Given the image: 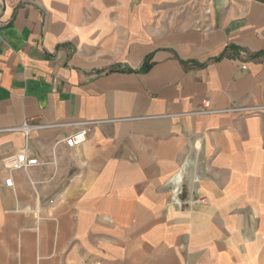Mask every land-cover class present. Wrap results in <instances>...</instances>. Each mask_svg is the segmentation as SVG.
Masks as SVG:
<instances>
[{"label": "crops", "instance_id": "1", "mask_svg": "<svg viewBox=\"0 0 264 264\" xmlns=\"http://www.w3.org/2000/svg\"><path fill=\"white\" fill-rule=\"evenodd\" d=\"M259 107L264 0L1 10L0 264H264Z\"/></svg>", "mask_w": 264, "mask_h": 264}, {"label": "built area", "instance_id": "2", "mask_svg": "<svg viewBox=\"0 0 264 264\" xmlns=\"http://www.w3.org/2000/svg\"><path fill=\"white\" fill-rule=\"evenodd\" d=\"M37 0H0V11L4 10L6 8L11 9H18L21 7H27V6H33L35 5ZM245 68V67H244ZM261 110H264V107L259 108H253V109H232V110H226L223 112H248L251 114H257ZM199 114H205V113H212V111L209 109V101H206L203 105V107L198 111ZM81 126H86L81 125ZM46 127H52L47 125H32L29 123H24L22 127L19 128L20 131H22L25 135H29L32 131L46 128ZM88 139V130L81 128L75 133L69 135L64 139V143L69 148H75L79 145H82L86 142ZM12 162L7 165V168L11 171L15 169H24L27 170L31 167L37 166L40 164L39 160L37 158H26L24 155H18L14 157ZM13 184L12 178H9L6 180V186L11 187ZM182 192L180 191V188L178 187L174 191V196L179 197Z\"/></svg>", "mask_w": 264, "mask_h": 264}, {"label": "rangeland", "instance_id": "3", "mask_svg": "<svg viewBox=\"0 0 264 264\" xmlns=\"http://www.w3.org/2000/svg\"><path fill=\"white\" fill-rule=\"evenodd\" d=\"M178 188V187H177ZM177 188H175L174 190H173V194H174V191L177 189ZM180 191L182 192L181 194H180V198H181V196H183L184 195V187H183V185H180ZM175 197V196H174ZM176 199H177V197H176ZM196 202L198 203H206L207 202V199L206 198H201V199H197L196 200ZM182 203V202H181ZM184 204L182 203V205L180 204V206H183Z\"/></svg>", "mask_w": 264, "mask_h": 264}, {"label": "trees", "instance_id": "4", "mask_svg": "<svg viewBox=\"0 0 264 264\" xmlns=\"http://www.w3.org/2000/svg\"><path fill=\"white\" fill-rule=\"evenodd\" d=\"M148 67H149V65H145V66L142 68V70H147Z\"/></svg>", "mask_w": 264, "mask_h": 264}]
</instances>
